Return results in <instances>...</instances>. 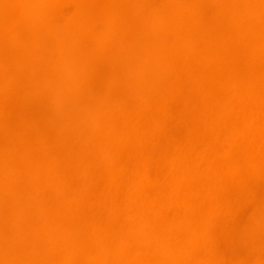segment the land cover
I'll use <instances>...</instances> for the list:
<instances>
[{
	"label": "bare ground",
	"instance_id": "1",
	"mask_svg": "<svg viewBox=\"0 0 264 264\" xmlns=\"http://www.w3.org/2000/svg\"><path fill=\"white\" fill-rule=\"evenodd\" d=\"M0 264H264V0H0Z\"/></svg>",
	"mask_w": 264,
	"mask_h": 264
},
{
	"label": "clouds",
	"instance_id": "2",
	"mask_svg": "<svg viewBox=\"0 0 264 264\" xmlns=\"http://www.w3.org/2000/svg\"><path fill=\"white\" fill-rule=\"evenodd\" d=\"M49 103L51 104L55 113H62L64 109L71 103V98L68 91L56 92L53 91L49 97ZM50 123L55 126V120L53 119Z\"/></svg>",
	"mask_w": 264,
	"mask_h": 264
}]
</instances>
